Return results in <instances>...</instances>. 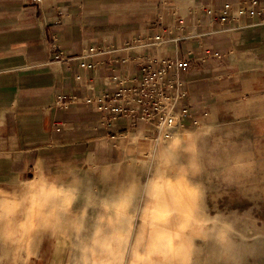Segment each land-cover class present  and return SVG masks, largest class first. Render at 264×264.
Returning <instances> with one entry per match:
<instances>
[{"label":"crops","instance_id":"obj_1","mask_svg":"<svg viewBox=\"0 0 264 264\" xmlns=\"http://www.w3.org/2000/svg\"><path fill=\"white\" fill-rule=\"evenodd\" d=\"M240 1L0 0V233L18 250L16 259L63 264L68 249L56 243L70 237L48 233L44 219L29 211L44 194L70 198L82 185L80 173H107L125 148L151 142L152 127L143 120L129 131L123 121L98 124V106L118 80L138 85V56L187 61L174 88L185 92L178 106L201 119L219 116L217 109L239 93L244 116L264 113V22L240 15ZM225 3L233 17L223 22L200 8ZM52 36L59 50L51 49ZM92 45L112 52L86 56ZM60 50L68 64L56 59ZM61 95L77 102L60 108ZM258 105L262 111L251 113Z\"/></svg>","mask_w":264,"mask_h":264},{"label":"rangeland","instance_id":"obj_2","mask_svg":"<svg viewBox=\"0 0 264 264\" xmlns=\"http://www.w3.org/2000/svg\"><path fill=\"white\" fill-rule=\"evenodd\" d=\"M239 95L217 117L125 148L107 173H80L82 185L70 198L44 194L32 214L44 219L48 233L70 237L56 243L68 249L63 264H164L161 247L149 253L154 235L177 227L149 223L158 202L152 193L164 185L181 186L177 199L190 208L182 232L171 238L173 248L184 245L182 255L170 264H264V113L244 116ZM257 107L251 113L262 111ZM5 236L1 230V264H26Z\"/></svg>","mask_w":264,"mask_h":264},{"label":"built area","instance_id":"obj_3","mask_svg":"<svg viewBox=\"0 0 264 264\" xmlns=\"http://www.w3.org/2000/svg\"><path fill=\"white\" fill-rule=\"evenodd\" d=\"M200 8L212 18H218L220 22L233 17L229 3L223 4L218 10L207 5ZM171 9V14L176 16L178 11L175 8ZM237 11L240 15L259 16L260 21L264 22V0H242L237 5ZM154 38L159 40V36ZM136 41L140 43L141 39ZM52 42L51 49L59 50L56 36H52ZM100 52H112L111 46L99 48L92 45L87 50L86 56ZM84 54L83 52L82 58L85 57ZM55 57L65 64L71 60L61 50ZM137 62L141 71L138 85H130L132 80L127 77L118 80L117 91L98 106V111L102 114L98 124L109 128L123 121L126 130L129 131L135 128L138 120H143L152 127L150 135L161 140L170 138L173 130L198 125L202 116L193 113L187 106L179 107V101L184 97L185 92L174 89L179 86L178 76L187 68V61L181 58L161 59L154 54H148L138 56ZM80 66L89 67L84 62ZM86 100L88 103L92 102L89 98ZM76 102L75 96L61 95L57 99L60 108Z\"/></svg>","mask_w":264,"mask_h":264},{"label":"bare ground","instance_id":"obj_4","mask_svg":"<svg viewBox=\"0 0 264 264\" xmlns=\"http://www.w3.org/2000/svg\"><path fill=\"white\" fill-rule=\"evenodd\" d=\"M178 142H179L178 138H175L174 143H178ZM184 192L185 191L182 190L181 186L171 187L168 185L167 186L164 185L156 189V191L152 193V195L153 194L156 195V196L154 195L155 196L154 198H156L157 199L156 201L158 202L154 205V209L152 212L153 218L151 219V222L149 223L151 225L154 223L166 224V225L170 223L172 225L177 226L175 230L173 229L169 231V233L159 232V234L154 235V238H152L151 244H149L150 245L149 253L151 254H154L156 251L161 250L160 247L162 248L164 264H170V261H173L174 258L181 256L182 250L184 249V245L182 243H180L181 245L176 248H173L171 244L172 236L176 235L177 232H182L183 223L187 222L190 218V214H189L190 208L186 207L183 203H181V201L177 199L178 196H180ZM187 194L190 196L189 197L190 199L193 198L192 194H190L189 192ZM29 213L32 216V212L29 211ZM176 213L182 215L183 222L178 223L177 220L174 219L175 215L173 214H176ZM145 225L146 224L143 222L140 225L141 226L140 228L142 229L143 227H145Z\"/></svg>","mask_w":264,"mask_h":264}]
</instances>
